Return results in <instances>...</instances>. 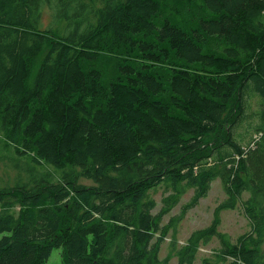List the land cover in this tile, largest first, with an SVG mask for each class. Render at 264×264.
<instances>
[{
  "label": "trees",
  "instance_id": "1",
  "mask_svg": "<svg viewBox=\"0 0 264 264\" xmlns=\"http://www.w3.org/2000/svg\"><path fill=\"white\" fill-rule=\"evenodd\" d=\"M0 139L31 168L0 188V264H196L214 239L201 264H264V0H0ZM217 179L211 225L161 258Z\"/></svg>",
  "mask_w": 264,
  "mask_h": 264
},
{
  "label": "rangeland",
  "instance_id": "2",
  "mask_svg": "<svg viewBox=\"0 0 264 264\" xmlns=\"http://www.w3.org/2000/svg\"><path fill=\"white\" fill-rule=\"evenodd\" d=\"M50 13V12H49ZM49 13H44L42 20L44 21L45 28H49L52 26L53 18ZM47 14V15H46ZM46 15V16H45ZM257 110L256 104L251 101V110L248 114L253 113ZM236 133H239L237 130ZM237 135V134H236ZM256 137V136H254ZM253 146V145H252ZM251 146V147H252ZM247 147V144L244 145V148ZM23 157H17L14 154L8 152V149L3 148V143L0 139V188L13 187L17 184L19 179L22 177L23 179H27V172L31 169H28L30 166L29 160L22 159ZM15 165H18L19 168L16 169ZM33 168V167H32ZM28 169V170H27ZM46 169H42L45 171ZM21 173H18V172ZM38 171L41 170L38 168ZM81 184L85 185H93V183L86 179L80 180ZM193 190L188 192L182 199L181 203L174 208L169 214H167L163 218L162 225H166L170 223L171 218L181 217L182 206L187 203L193 195ZM166 194L164 193V189H159L154 197L158 203L157 208L153 211L154 214H157L162 207V198ZM226 198L222 183L219 179L212 183L211 191L207 198L202 199L200 204L191 209L187 214L174 223V228L176 230L175 237H172V234L169 233L168 236L163 240L161 244V258H165L170 250L173 248V242H176L177 247L179 245H183L187 239L191 236V234L199 229H203L211 225L213 220V213L217 205H219ZM249 195L245 194L244 199H248ZM222 217V225L220 227V231L227 233L233 242H236L237 238L250 230L248 220L245 217L244 211L241 208V205L236 210H227L224 211L221 215ZM177 237V239H176ZM156 239L154 240V242ZM220 243L217 239H214L209 245L203 246L200 249L198 260L196 264H201L200 259L202 257L209 256L213 253V251L219 248ZM177 259L172 260L171 264H176ZM46 264H62V249H57L53 252L49 261Z\"/></svg>",
  "mask_w": 264,
  "mask_h": 264
}]
</instances>
